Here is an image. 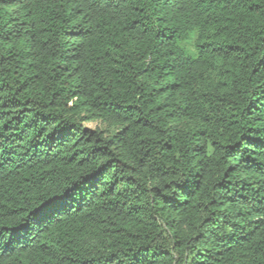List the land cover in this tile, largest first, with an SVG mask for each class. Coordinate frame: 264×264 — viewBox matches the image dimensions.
Here are the masks:
<instances>
[{
  "label": "trees",
  "instance_id": "1",
  "mask_svg": "<svg viewBox=\"0 0 264 264\" xmlns=\"http://www.w3.org/2000/svg\"><path fill=\"white\" fill-rule=\"evenodd\" d=\"M0 264H264V0H0Z\"/></svg>",
  "mask_w": 264,
  "mask_h": 264
},
{
  "label": "rangeland",
  "instance_id": "2",
  "mask_svg": "<svg viewBox=\"0 0 264 264\" xmlns=\"http://www.w3.org/2000/svg\"><path fill=\"white\" fill-rule=\"evenodd\" d=\"M95 125H99V123L98 122H89L88 123V126H90V127H94ZM101 127H102V125H101Z\"/></svg>",
  "mask_w": 264,
  "mask_h": 264
},
{
  "label": "snow or ice",
  "instance_id": "3",
  "mask_svg": "<svg viewBox=\"0 0 264 264\" xmlns=\"http://www.w3.org/2000/svg\"><path fill=\"white\" fill-rule=\"evenodd\" d=\"M38 211H44V209H39Z\"/></svg>",
  "mask_w": 264,
  "mask_h": 264
}]
</instances>
